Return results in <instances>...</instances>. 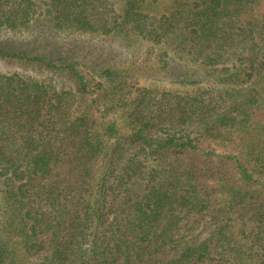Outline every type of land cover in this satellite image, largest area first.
<instances>
[{"label":"trees","instance_id":"obj_1","mask_svg":"<svg viewBox=\"0 0 264 264\" xmlns=\"http://www.w3.org/2000/svg\"><path fill=\"white\" fill-rule=\"evenodd\" d=\"M123 1L0 0L2 28L131 35L187 85L136 86L46 31L0 42L73 82L0 72V264H264V0Z\"/></svg>","mask_w":264,"mask_h":264},{"label":"rangeland","instance_id":"obj_2","mask_svg":"<svg viewBox=\"0 0 264 264\" xmlns=\"http://www.w3.org/2000/svg\"><path fill=\"white\" fill-rule=\"evenodd\" d=\"M173 1L161 0L157 6H160V10H156V12H164L163 8L170 6ZM123 4V0H117L116 7L121 8ZM42 31H46V35L40 39L38 34ZM36 37L42 41L43 45L49 43L52 47H57L60 52L69 56H76L94 67L103 66L114 68L122 71V73L126 72L130 74L132 82H136V86H150L166 90H181L187 87L186 84L180 81V73L183 72V69H181L179 64L169 61V66L167 65L165 68H168L170 74L169 76L164 74L165 71H163L162 66L166 64V61L157 57V51H152L150 43L131 35L56 32L50 24H44L42 20H38L36 24L30 27V30H25V32L12 31L0 27V42L5 44H22L25 46L27 45L26 43L30 44L34 41ZM188 71H190V68ZM0 72H18L26 77L29 76L41 80L52 79L58 88L73 87V82L68 75L44 71L37 66L18 59L4 60L0 58ZM171 74H176V76L172 77ZM131 97L132 95L129 96V98ZM118 114V111L112 112L109 114V118L115 119ZM208 143L213 146L218 145L215 141L203 140V145ZM182 216L184 217V215ZM193 218L192 216L185 217L181 221L180 231L189 235L206 236L209 231L208 228L192 229Z\"/></svg>","mask_w":264,"mask_h":264}]
</instances>
